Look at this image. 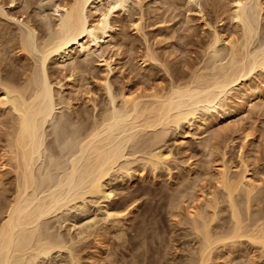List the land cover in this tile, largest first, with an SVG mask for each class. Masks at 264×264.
Returning a JSON list of instances; mask_svg holds the SVG:
<instances>
[{
  "label": "bare ground",
  "instance_id": "1",
  "mask_svg": "<svg viewBox=\"0 0 264 264\" xmlns=\"http://www.w3.org/2000/svg\"><path fill=\"white\" fill-rule=\"evenodd\" d=\"M131 1L61 0L54 4L55 10L52 8V12L57 13L54 16L56 18L53 17L56 20L54 29L51 30L46 24L50 30L48 37L40 40L36 29L29 23H23L24 29L18 32L19 46L24 53L22 58L28 60L31 57L34 67L30 73L24 67V79L20 77L23 74L19 76L18 72L19 77H9L5 82L0 80V126L2 128L8 125L7 132L5 130L6 143L4 149L2 148L5 150L3 156L7 159L1 161L3 168L8 165L15 171L13 198L1 210L5 217L0 221V264H37L40 257H47L55 249L61 250L63 246L58 240L60 238L56 240L57 236L54 238L49 235V227L44 220L75 201L84 200L87 195L97 198L111 195L107 177L115 170L128 171L129 164L123 160L129 156V148L131 156L143 153L148 156V162L157 168L160 163L168 161L169 154L166 155L164 148L160 149V144L169 128L178 130L187 124L189 129L192 128L190 133L195 135L199 132L203 135L218 118L224 119L233 115L237 109L248 105L250 98H259L264 94V36L256 45L264 20V0H228L227 10L225 7L221 9L226 12L223 14L230 21V26L233 25L236 30L234 33L229 31V36L224 37L216 28H211L212 36L207 46L204 66H197L198 69H193L186 76V73L182 77L178 76L177 82L167 92L153 91L148 95L120 91L121 94L117 97L119 107L116 105L111 83L103 78L110 109L108 106L99 120H95L93 116L94 122L91 125H87L84 117L79 115L75 129L71 127L74 129L71 138L67 136L72 143L69 145L68 142L67 145L71 148L63 155L65 150L62 151L60 145L65 144H59L60 134L58 137L55 133L59 131L65 135L73 118L64 113L65 111L55 115V111L59 105L70 110L73 104L63 93L70 91L68 86L76 90V79L68 76L69 80L65 85L67 87L60 84L56 89L51 82L50 77L53 74L49 71V63L62 65L69 62L68 64L75 66L76 57L87 58L93 52L114 50L119 42L115 39L118 24L112 20L117 14L128 18ZM141 2L142 0H136L139 6ZM134 25L139 31L140 23ZM147 56H151L148 58L152 61L157 59L153 58V54ZM110 64L106 62L108 68ZM71 69L74 72L77 68ZM227 97L231 100L230 103L224 102ZM255 106L257 107V103ZM218 108L224 109L218 118L213 115L198 117L199 113H213ZM52 122L53 133L57 137H54L53 143L57 151L61 149L60 154H55V148V153L53 152V140L50 142L48 126ZM0 157L2 158L1 155ZM244 163L241 170L237 171L231 164L223 161L217 170L216 184L220 192L218 196L212 195L211 201L206 202L204 207L201 208V203L197 207L198 198L191 196L198 205L189 204V211L186 213L193 232L190 235L195 236L193 238L199 246H194L195 253L191 250L194 254L188 264H213L215 250L218 251L220 246L226 249L224 247L243 239L255 247L258 246L260 254L264 256V188H260L250 176V168ZM181 188L180 193L177 192L174 196L177 204H181L186 195L182 193L188 190L183 187L184 191H181ZM173 202L174 200L170 205ZM225 206L229 212V218L226 219L228 221L221 219L218 210ZM105 214L111 218L113 213L106 210ZM221 221L224 224L217 226ZM133 238L129 240L128 247L135 245ZM145 253L143 251L137 256L133 253L134 264H144ZM147 260L149 259H146V263Z\"/></svg>",
  "mask_w": 264,
  "mask_h": 264
},
{
  "label": "rangeland",
  "instance_id": "2",
  "mask_svg": "<svg viewBox=\"0 0 264 264\" xmlns=\"http://www.w3.org/2000/svg\"><path fill=\"white\" fill-rule=\"evenodd\" d=\"M12 1L0 0V80L3 82L9 77H19L21 74L23 75L20 77L24 79V67L29 73L34 67L31 57L28 60L22 58L24 53L19 46V33L24 29L22 24L32 25L40 40L48 37L50 32L48 27L54 29L56 20L54 21L53 17L57 15L52 12V8L61 0H15L14 3ZM226 1L228 0H142L139 6L136 0H132L128 18L117 14L112 20L113 23L118 24L115 39L119 42L114 50L105 49L103 53L93 52L87 58L76 57L75 66L68 64L69 62H64L62 65H54L50 62L49 71L53 74V77L50 74V78L56 89L60 84L67 85L69 77L76 79V90L65 86L70 91L63 93L64 97L73 104L71 106H74L73 109L70 107L69 110L59 105L57 112L55 111V115L65 111L64 113L70 114L73 118L69 117L71 126L70 130L68 128L69 133L65 134L66 137L72 135L80 116L84 117L87 125H91L94 118L95 120L101 118L103 112L108 109L109 97L103 78H107L111 83L117 105L120 91L148 95L153 91L167 92L172 84L177 82L178 76L182 77L185 73L186 76L188 73L191 74L190 71L193 69L204 66L207 46L212 36L211 28H216L224 37L229 36V31L234 33L233 31L236 30L233 25L230 26L231 23L226 18L224 9L227 10L229 7ZM135 23H140L139 31L136 30ZM262 24L256 45L263 40L264 20ZM147 54H153V58L157 59L149 60L151 56ZM105 61L111 63L110 68L106 66ZM73 67L77 68L75 69L77 72H73L71 69ZM17 73L20 75L18 76ZM262 78L261 76V80ZM224 102L230 103L231 100L227 97ZM223 111L224 109L218 108L213 113H199L198 117L213 115L218 118ZM50 125L48 133L51 135L50 142L53 140V152L57 151L53 143L57 138L55 134L58 137L60 134L59 144H65L60 145L62 151L65 150L64 154L62 152L61 154H67L71 148L69 145H72L71 141L62 135V132H54L53 122ZM7 126L2 128L0 126L2 156L0 157V221L5 217L1 210H4L9 199L13 198L12 192L15 191L14 169L8 165L2 167L3 159H7L3 156L5 150H2L6 143ZM187 126L184 124L178 130L173 127L168 129L164 141L160 144V149L164 148L166 155L169 154L168 161L154 168L148 162L147 155L137 153L131 156V148H129L127 151L129 156L123 160L129 164L128 171L115 170L107 177L108 186H111V195L105 198L87 195L84 200L79 199L68 205L69 208L61 209L46 218L44 222L49 227V235L54 238L57 236L56 240L60 238L61 240H58L63 248L53 250L47 257H40L37 264H134V256L143 251L147 252L144 264L147 258L149 260L146 264H188L199 244L194 239L195 236L190 235L193 232L186 211H189L187 210L189 204L199 203L197 207H200L201 203L202 208L206 202L211 201L212 195L218 196L220 190L216 184L217 170L223 161L228 165L231 164L230 166L237 171L241 170L243 163L246 162L250 168V176L260 188H264V94L259 98H250L248 105L237 109L233 115L224 119L218 118L203 135L199 132L193 135L190 133L192 128L189 129ZM62 137H65V142L62 141ZM61 149L55 154H60ZM182 186L188 190L185 188L187 191L181 192L186 194L185 198H182L181 206L180 203L175 202L174 196L177 192L180 193ZM183 187L181 191H184ZM191 196L194 199L198 198L199 202L197 203ZM184 199L188 201L184 203ZM170 200H174L173 204L176 203L177 206L170 205L172 202ZM170 206H173V209ZM226 209V206L218 209L224 221L229 218ZM106 210L113 213L111 218L105 214ZM209 211L212 212V209ZM224 221L216 225L221 226ZM131 238L135 240V245L128 247ZM240 241L243 243L241 244ZM246 241L239 240L231 246L224 247L226 249L220 246L218 251H214L213 264H264V256L260 254L259 247ZM141 243H144V246ZM191 250H194V253ZM240 250L241 252H238Z\"/></svg>",
  "mask_w": 264,
  "mask_h": 264
}]
</instances>
